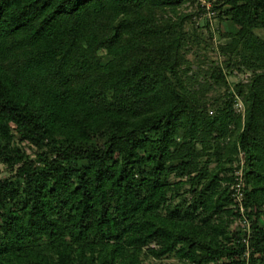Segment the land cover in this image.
<instances>
[{
    "label": "trees",
    "instance_id": "1",
    "mask_svg": "<svg viewBox=\"0 0 264 264\" xmlns=\"http://www.w3.org/2000/svg\"><path fill=\"white\" fill-rule=\"evenodd\" d=\"M188 2L0 0V264H264V0Z\"/></svg>",
    "mask_w": 264,
    "mask_h": 264
},
{
    "label": "rangeland",
    "instance_id": "2",
    "mask_svg": "<svg viewBox=\"0 0 264 264\" xmlns=\"http://www.w3.org/2000/svg\"><path fill=\"white\" fill-rule=\"evenodd\" d=\"M212 1V0H211ZM193 2V3H191ZM205 6L204 10L205 12L203 13H199V15L195 16L194 20L197 21V23H208L209 25V29L212 33V45L211 47L207 50V51H201V50H198L196 55H199V56H206L207 58V64L210 63V61H214L218 64H220V62H222V57H220L218 55V53L216 52V48L218 46V44L221 42L220 40V35L221 33L223 34L226 29H227V22L225 21H219L217 18H214V14L212 15H209L208 12H212L211 11V3L208 2V0H189L188 3H186V5L183 7V11L186 12V13H194L196 14L197 11H198V7H203ZM206 21V22H205ZM188 29L191 30V26L188 25ZM206 32V31H205ZM257 33V31H256ZM207 34V32L205 33ZM196 48H194L192 50V48L189 50V53H188V56H187V59L192 62V60H195L193 59V54L195 51ZM192 64V70H196V64ZM202 69L206 70L207 69V65H204L202 67ZM249 74H244V75H241V74H236L234 73L233 76L231 77H228V81L229 82H240V81H245L247 78H248ZM237 110L241 111V105L239 104L238 106H236ZM27 153L31 154V151L30 150H26ZM5 176V173H4V166L0 165V177H3ZM237 227V223H235L234 225V228ZM166 264H177L173 259H170V260H166L164 261Z\"/></svg>",
    "mask_w": 264,
    "mask_h": 264
},
{
    "label": "built area",
    "instance_id": "3",
    "mask_svg": "<svg viewBox=\"0 0 264 264\" xmlns=\"http://www.w3.org/2000/svg\"><path fill=\"white\" fill-rule=\"evenodd\" d=\"M208 13H209V15H212L213 14L212 12H208ZM237 180L238 181H237V183L235 185V192H234L233 196L235 197L236 202L239 203V202H241V199H242V180L239 179V178ZM239 209H240V212L242 213L243 212V208L240 207V205H239ZM240 223H241V227L243 229H246L248 231V229H249V223H248V221L244 217H242V221H240Z\"/></svg>",
    "mask_w": 264,
    "mask_h": 264
}]
</instances>
